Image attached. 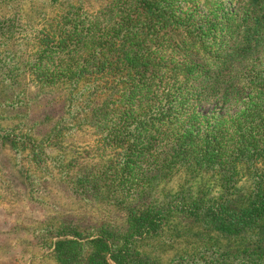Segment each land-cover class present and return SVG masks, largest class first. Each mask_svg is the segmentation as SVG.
Listing matches in <instances>:
<instances>
[{
  "label": "rangeland",
  "instance_id": "374dc122",
  "mask_svg": "<svg viewBox=\"0 0 264 264\" xmlns=\"http://www.w3.org/2000/svg\"><path fill=\"white\" fill-rule=\"evenodd\" d=\"M109 4L0 0V134L18 144L11 148L0 138V264H58L53 243L62 225L83 234L102 226L124 232L122 201L129 206L228 201L233 209L249 202L251 176L241 165L235 170L234 187L225 191L217 168L200 167L193 159L189 164L170 163L163 150L156 161H144L134 152L141 148L127 150L140 145L132 135L123 147L112 136L123 125L117 123V109L126 99L118 80L94 74L92 64L85 68L89 57L82 48L86 22ZM229 5L227 0L224 7L230 12ZM47 35L55 38L57 55L48 51ZM108 38L99 37V44H108L111 35ZM72 48L78 50L70 52ZM61 52L66 55L60 57ZM239 110L212 103L197 112L211 121L224 115L229 124ZM255 122L264 126V116ZM185 128L178 123L174 132L181 134ZM88 173L97 178L91 181L96 186L77 193V180ZM172 216L161 237L134 239L140 254L160 264L181 258H197L200 264H246L264 257V225L252 237L230 239L204 231L182 213Z\"/></svg>",
  "mask_w": 264,
  "mask_h": 264
},
{
  "label": "trees",
  "instance_id": "16d2710c",
  "mask_svg": "<svg viewBox=\"0 0 264 264\" xmlns=\"http://www.w3.org/2000/svg\"><path fill=\"white\" fill-rule=\"evenodd\" d=\"M226 1L110 0L102 16L95 14L86 22L82 48L89 57L85 68L92 64L94 74L119 81L126 101L115 112L123 125L112 136L121 147L128 146L132 135L140 145L127 150L141 148L134 152L144 161H156L163 150L170 163L189 164L193 159L200 167L217 168L225 191L234 187L235 170L241 165L251 176L248 204L233 209L228 201L204 206L182 201L129 206L122 201V233L102 226L83 234L60 226L53 243L58 264H160L140 254L134 239L161 237L175 213L230 239L252 237L264 225V126L255 122L264 116V0H229L230 12ZM108 35L110 42L99 44L98 38ZM47 38L48 51L57 55L55 38ZM76 44L73 38V47ZM65 55L61 52L60 57ZM212 103L240 110L229 117V124L224 115L211 121L197 110ZM178 123L186 126L181 134L174 132ZM0 138L18 147L9 135ZM83 176L77 180L80 194L96 186L91 184L94 175ZM186 261L201 263L181 258L175 264ZM246 264H264V257Z\"/></svg>",
  "mask_w": 264,
  "mask_h": 264
}]
</instances>
